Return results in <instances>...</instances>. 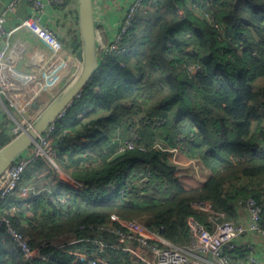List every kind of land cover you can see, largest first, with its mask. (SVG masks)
<instances>
[{
	"label": "trees",
	"instance_id": "16d2710c",
	"mask_svg": "<svg viewBox=\"0 0 264 264\" xmlns=\"http://www.w3.org/2000/svg\"><path fill=\"white\" fill-rule=\"evenodd\" d=\"M188 1L143 0L124 38L129 51L106 54L81 99L56 121V160L86 187L9 196L0 217L40 252L25 259L0 225V264H85L70 252L73 245L50 244L72 233H79L78 249L104 259L97 264H142L116 248L114 235L88 225L117 214L188 244L189 216L212 228L216 216L237 220L240 198L264 204V0H194L222 30L194 14ZM119 128L127 135H115ZM132 129L137 145L120 149ZM13 137L0 123V147ZM174 148L178 159L193 158L208 170L198 185L186 182L189 170L171 160ZM43 162L35 160L23 178ZM61 195L64 203L55 198ZM104 239L113 246L99 253ZM248 257L238 249L230 264Z\"/></svg>",
	"mask_w": 264,
	"mask_h": 264
},
{
	"label": "built area",
	"instance_id": "2783aa9c",
	"mask_svg": "<svg viewBox=\"0 0 264 264\" xmlns=\"http://www.w3.org/2000/svg\"><path fill=\"white\" fill-rule=\"evenodd\" d=\"M19 0H10L5 9L0 10V39L7 32V11L11 10ZM31 4L34 17L38 21L40 15L44 12L45 2L43 0H28ZM56 6H61L65 0H49ZM77 1V0H76ZM118 2L121 0H111ZM125 7L118 22V25L113 32L111 38L103 39L101 32L96 28L97 37V53L101 60L106 54L111 53H127L130 49L128 43L124 38L128 30L133 26L135 16L142 8L143 0H124ZM190 9L194 14L205 19L210 25L222 30L221 22L199 3L194 0L188 1ZM77 7V3H76ZM180 12L182 9L180 8ZM76 22V19H75ZM75 27L78 28V22ZM48 34L54 37L52 30L45 26ZM100 35V36H99ZM82 97L79 92L75 95L65 109H63L58 118L52 122L40 135L38 143L35 145L32 153L24 152L14 162H12L6 171L0 176V206L6 202L9 196H12L17 190L23 196L35 195L40 191L29 184H22L23 177L28 167L31 166L35 160L42 158L46 165L60 172V176L64 177L60 164L56 160L57 147L52 143L53 132L56 129V121L67 116L68 110L74 107V104ZM18 97L9 94L6 89L0 86V106L14 107L16 106ZM19 111V110H18ZM86 112V108L82 110ZM14 116V115H13ZM34 120H30L23 114L20 119L14 118V121L8 126L7 132L16 136L22 131L32 127ZM130 135L121 144L120 149L134 148L135 137L137 133L135 129L130 130ZM157 145V144H156ZM158 148H161L157 145ZM31 149V148H30ZM162 149V148H161ZM179 150L177 148L171 149V160L175 162L179 168H183L181 164L189 169V172L194 177H200L201 168L197 160L190 158L184 161L178 159ZM181 165V166H180ZM59 171V172H58ZM68 175V174H67ZM70 181L78 186L77 189H84L86 187L82 180H78L69 175ZM70 183V182H69ZM50 193V190H47ZM65 195L55 197L60 202H65ZM51 199L54 197L51 196ZM194 207L203 210H209V205L206 202H194ZM237 210L243 208L247 212V216L242 221L222 220L218 217H211L213 220L212 228H208L193 216H189L187 223L191 232V240L188 244H176L166 239L159 229L150 228L145 221L131 218H123L117 214L111 215V220L100 224H89L88 228L93 233L105 235L109 233L115 236L114 245L116 248H122L130 255L133 262H142V264H230V256L236 250H248V263L256 262V251L250 242L244 238L246 234L254 233L264 235V204L258 199L250 196L248 198H240L237 202ZM14 207H12V210ZM0 225H4L5 233L10 235L13 241L20 248L23 256L27 260H32L40 252V248L32 247L28 243L23 234L15 229L6 216L0 217ZM86 228L85 225L81 229ZM79 241V233H72L61 236L59 238L50 240L52 246H60L62 244L73 245L70 252L76 259L86 261L85 264H97L103 262L104 259L93 257L92 254L78 249L76 243ZM111 245V242L105 239L101 242L98 248L99 253H103L106 246Z\"/></svg>",
	"mask_w": 264,
	"mask_h": 264
},
{
	"label": "crops",
	"instance_id": "0c3cea01",
	"mask_svg": "<svg viewBox=\"0 0 264 264\" xmlns=\"http://www.w3.org/2000/svg\"><path fill=\"white\" fill-rule=\"evenodd\" d=\"M9 1L0 0V10L5 9ZM43 1L44 12L38 21L33 19L34 11L28 0H19L7 11V32L0 39V86L9 94L16 95L18 100L14 107L0 106V123L6 132L14 118L20 119L22 114L35 120L68 88L82 68V60L76 55L80 46L78 28L75 27L78 22L77 1L70 0L61 6L49 0ZM125 3L124 0L116 3L93 0L95 26L103 39L113 35ZM45 26L52 30L54 37L46 32ZM118 133L127 135L123 129ZM73 139L77 141L75 137ZM53 171L43 162L30 173L28 180L23 178L22 184L32 185L40 192L67 193L68 187L59 183ZM207 175L208 170H202L200 177L191 184L198 185ZM246 216V210L238 209L236 222ZM244 238L253 244L256 251L257 260L252 264H264V235L250 233ZM236 263H243L242 258H237Z\"/></svg>",
	"mask_w": 264,
	"mask_h": 264
},
{
	"label": "water",
	"instance_id": "95a60500",
	"mask_svg": "<svg viewBox=\"0 0 264 264\" xmlns=\"http://www.w3.org/2000/svg\"><path fill=\"white\" fill-rule=\"evenodd\" d=\"M77 21L80 46L76 55L82 60L81 71L68 88L44 108L34 120L32 127L22 131L0 147V176L12 162L38 143L40 135L58 118L59 113L66 108L75 95L84 89L100 65L93 0H77Z\"/></svg>",
	"mask_w": 264,
	"mask_h": 264
},
{
	"label": "rangeland",
	"instance_id": "374dc122",
	"mask_svg": "<svg viewBox=\"0 0 264 264\" xmlns=\"http://www.w3.org/2000/svg\"><path fill=\"white\" fill-rule=\"evenodd\" d=\"M100 36V35H99ZM98 48V47H97ZM120 130H121V128H119ZM119 132V131H118ZM118 132L115 134V135H117L118 134ZM130 134V133H129ZM123 140V138H120V140ZM34 147L35 146H33V147H31V149L29 148L28 149V152L27 153H32V151H33V149H34ZM181 161H184L185 160V158H183L182 156L179 158ZM182 166H183V168H182V170H184V171H188L189 169H187V167L186 166H184L183 164H181ZM180 165V166H181ZM61 166V171L62 172H66L67 174H63L64 175V177H62V176H60V172L59 173H57L56 171H53V172H55V174H56V177H57V179H58V181H59V183L60 184H65L67 187H68V189H70V190H78V191H82L81 189H77L78 188V186H76L74 183H73V181H70V177H69V175H71L72 177H74L72 174H71V171H68L66 168H64V166H62V165H60ZM186 175H183L184 176V180H186V182H189V183H192V182H194L195 181V179H196V177L194 178V176L193 175H191L190 174V172L189 173H185ZM45 178V177H44ZM74 178H76V177H74ZM41 179H43V178H41ZM70 182V183H69ZM67 190V189H66ZM27 205V204H26Z\"/></svg>",
	"mask_w": 264,
	"mask_h": 264
}]
</instances>
